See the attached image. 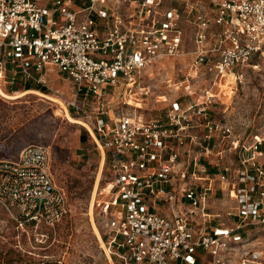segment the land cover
Wrapping results in <instances>:
<instances>
[{
    "label": "built area",
    "instance_id": "built-area-1",
    "mask_svg": "<svg viewBox=\"0 0 264 264\" xmlns=\"http://www.w3.org/2000/svg\"><path fill=\"white\" fill-rule=\"evenodd\" d=\"M74 3L0 0V75L10 65L11 84L54 91V71L71 83L67 107L113 177L102 238L110 263L226 264L237 254L264 264V141L214 121L218 95L189 91L204 74L220 86L264 60V0ZM170 58L191 60L166 82L174 96L153 84ZM150 101L167 104L164 117L147 112ZM0 207L20 226L54 227L68 215L49 147L0 160Z\"/></svg>",
    "mask_w": 264,
    "mask_h": 264
},
{
    "label": "rangeland",
    "instance_id": "rangeland-1",
    "mask_svg": "<svg viewBox=\"0 0 264 264\" xmlns=\"http://www.w3.org/2000/svg\"><path fill=\"white\" fill-rule=\"evenodd\" d=\"M89 3L90 0H75L74 10H82ZM190 62V58L158 62L162 71L154 74L153 84L160 94L176 95L166 82L178 79L179 72L185 71ZM10 69L8 65L4 80L0 75V86L6 95L19 96L27 90L19 81L11 84ZM50 78L54 91H30H38L55 101L34 94L10 100L0 94V160L17 159L29 145L49 147L56 184L66 195L69 213L54 227L20 226L0 207V264H111L95 226L106 241L113 177L88 131L68 119L69 114L78 120L67 107L73 93L71 83L56 71ZM215 81V76L209 73L192 81L191 96L195 98L201 90L218 95L211 111L213 120L231 126L242 140L264 141V60L255 58L248 66L234 70L220 86H214ZM150 104L147 112L165 116L167 104L155 105L152 101ZM259 160L264 165V142ZM221 203L215 205L218 212L226 210ZM224 216L222 219L226 220ZM226 264L250 263L233 254Z\"/></svg>",
    "mask_w": 264,
    "mask_h": 264
},
{
    "label": "bare ground",
    "instance_id": "bare-ground-1",
    "mask_svg": "<svg viewBox=\"0 0 264 264\" xmlns=\"http://www.w3.org/2000/svg\"><path fill=\"white\" fill-rule=\"evenodd\" d=\"M0 94L4 97V98H6V99H10V100H15V99H19L20 97H23V96H25V95H30V94H34V95H39V96H42V97H45V98H48V99H50V100H52V101H55L54 99H51L50 97H47L46 95H43V94H41V93H39L38 91H26L25 93H22L21 95H19V96H8V95H6L4 92H3V90H2V88H1V86H0ZM63 107H64V105H63ZM64 109L66 110V107H64ZM67 111V110H66ZM68 112V111H67ZM68 116V119H69V121L71 122V123H73V124H82L79 120H75V119H73L72 117H70V115L68 114L67 115ZM101 154H102V158H103V162H104V154L101 152ZM97 185H98V182H97ZM97 187V186H96ZM95 232H96V234L98 235V237H99V239H100V241H101V243L103 244V240H102V236H101V234L99 233V231H98V229H97V227L95 226ZM113 264V263H112Z\"/></svg>",
    "mask_w": 264,
    "mask_h": 264
},
{
    "label": "trees",
    "instance_id": "trees-1",
    "mask_svg": "<svg viewBox=\"0 0 264 264\" xmlns=\"http://www.w3.org/2000/svg\"><path fill=\"white\" fill-rule=\"evenodd\" d=\"M32 89H38V90H41V91H46L45 89H43V88H40V87H35V88H33L31 85H26L25 86V90H27V91H29V90H32ZM83 140V136L81 137V141Z\"/></svg>",
    "mask_w": 264,
    "mask_h": 264
}]
</instances>
